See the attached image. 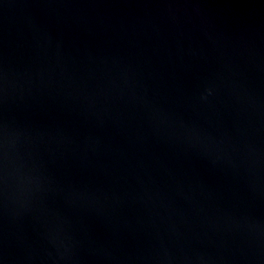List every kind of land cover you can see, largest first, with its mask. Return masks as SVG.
<instances>
[{"label": "water", "instance_id": "water-1", "mask_svg": "<svg viewBox=\"0 0 264 264\" xmlns=\"http://www.w3.org/2000/svg\"><path fill=\"white\" fill-rule=\"evenodd\" d=\"M0 264H264V0H0Z\"/></svg>", "mask_w": 264, "mask_h": 264}]
</instances>
